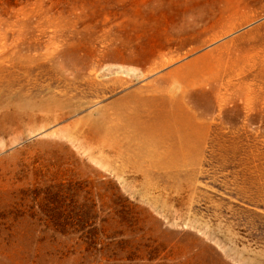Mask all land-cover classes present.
I'll use <instances>...</instances> for the list:
<instances>
[{"label":"rangeland","instance_id":"obj_1","mask_svg":"<svg viewBox=\"0 0 264 264\" xmlns=\"http://www.w3.org/2000/svg\"><path fill=\"white\" fill-rule=\"evenodd\" d=\"M0 264H264V0H0Z\"/></svg>","mask_w":264,"mask_h":264}]
</instances>
